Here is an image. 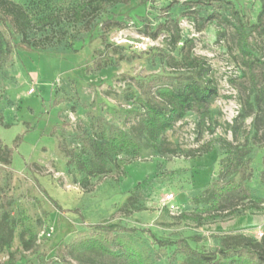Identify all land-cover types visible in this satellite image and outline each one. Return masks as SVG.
<instances>
[{"label": "rangeland", "instance_id": "obj_1", "mask_svg": "<svg viewBox=\"0 0 264 264\" xmlns=\"http://www.w3.org/2000/svg\"><path fill=\"white\" fill-rule=\"evenodd\" d=\"M11 1L46 26L29 31V41L54 40L25 50L15 33L11 52L0 44V264H194L140 232L131 236L141 251L133 259L121 247L89 240L98 235L94 225L184 238L200 251L262 240L264 203L254 200H264V0H226L233 7L215 0H129L107 3L80 22L74 15L98 0ZM108 20L121 26L105 28ZM242 33L250 55L242 50ZM159 53L177 62L184 54L207 61L218 96L203 118L189 113L156 137L154 147L138 116L134 80L175 73ZM93 118L124 129L139 150L92 163L100 173L84 190L77 159H89L80 137L93 136ZM229 145L249 151L243 161L253 176L245 191L227 193L226 210L214 218L215 184L234 179L225 177ZM255 204L261 209H251Z\"/></svg>", "mask_w": 264, "mask_h": 264}, {"label": "trees", "instance_id": "obj_2", "mask_svg": "<svg viewBox=\"0 0 264 264\" xmlns=\"http://www.w3.org/2000/svg\"><path fill=\"white\" fill-rule=\"evenodd\" d=\"M129 0H98L96 6L91 4V10L84 8L77 12L74 16L77 22L85 20L89 15L98 13L103 6L109 4H126ZM213 0H206L211 3ZM223 2L233 7V3L226 0H215ZM237 14L235 9L232 10ZM86 30H89L88 23ZM103 26L113 27L121 26L119 21L108 20ZM45 25L37 26L33 23L30 16L24 8L11 1L0 0V44L7 42V49L11 52V39L13 35L18 33L22 36V40L17 47L25 50L38 48L43 46L44 42H51L52 38L46 37L43 42H32L28 40V32L31 30L44 31ZM242 41V50L244 54L250 55L248 36L240 35ZM61 38L57 39L60 42ZM41 44V45H40ZM176 44V43H175ZM158 58L161 62H166L175 70L173 75L162 76L151 79L147 82H139L134 80L135 86L141 95V112L138 116H142V128L147 140L156 147L154 139L172 130L176 123L183 120L189 113L198 112L200 118H203L204 107L214 98L218 96V89L211 78L212 67L204 59L192 58L189 54L183 55L180 62L173 57L159 53ZM157 58V57H156ZM154 57V60H156ZM261 93H264L261 91ZM260 94V93H259ZM258 100H262V96H258ZM138 116H133L132 120L137 121ZM240 118H243L241 116ZM130 117H125V123H129ZM92 126L94 129L93 136H81L83 155L89 159L84 160L79 157L77 162L83 165V172L86 177L79 182L82 189L86 190L90 186V176L100 173L99 170L94 171L92 163L107 162L121 154H138V145L130 139L124 129L110 127L106 128L101 120L93 118ZM234 138L238 139L237 128H234ZM235 150V153L233 152ZM210 150L206 149L203 155L208 154ZM247 149L238 147L234 149L229 145V157L226 162V176H233L234 179L224 185H218L217 191L210 199L209 211L216 212L213 216L219 217L225 208L221 202L228 192L237 190L239 193L246 190L247 182L252 178V170L248 171L249 162L244 163L248 157ZM201 154H192L190 156L197 157ZM69 158V155H68ZM75 159H71L73 162ZM76 163V165H79ZM71 165V163H69ZM95 172V173H94ZM263 182H264V176ZM255 203L263 204V199H255ZM251 209H261L256 204ZM226 210V209H225ZM218 212H220L218 214ZM92 230L98 232L90 233L89 240L100 244H107L111 247H121L126 254L135 259L141 257V251L133 243L131 236L138 232L148 234L155 245L161 250L174 249L175 255H182L194 264H264V233L259 243H244L240 246H228L216 251H200L194 249L189 242L182 238L176 241L158 238L153 232L139 229H129L118 226H102L94 225ZM117 230L119 231L118 233ZM99 240H96V237ZM140 260V259H139Z\"/></svg>", "mask_w": 264, "mask_h": 264}, {"label": "built area", "instance_id": "obj_3", "mask_svg": "<svg viewBox=\"0 0 264 264\" xmlns=\"http://www.w3.org/2000/svg\"><path fill=\"white\" fill-rule=\"evenodd\" d=\"M171 199H172V197H169V198H168V200H171ZM259 236H260V238H262V237H263V233H260Z\"/></svg>", "mask_w": 264, "mask_h": 264}]
</instances>
